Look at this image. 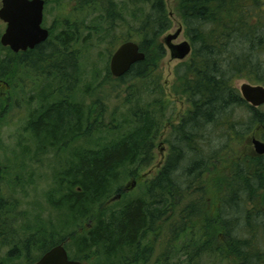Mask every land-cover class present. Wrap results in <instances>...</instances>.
Returning a JSON list of instances; mask_svg holds the SVG:
<instances>
[{
	"label": "trees",
	"instance_id": "obj_1",
	"mask_svg": "<svg viewBox=\"0 0 264 264\" xmlns=\"http://www.w3.org/2000/svg\"><path fill=\"white\" fill-rule=\"evenodd\" d=\"M78 1L79 11L88 7L83 15L97 11L99 21L122 18L114 0ZM122 5L135 13L146 8L139 13L140 41L132 40L144 60L119 78L106 70L111 82L126 85L124 113L107 112L100 97L88 103L77 97V78L70 79L79 69L81 29L68 19L64 33L53 35L57 44L50 34L24 52L0 46V85L20 89L19 67L27 72L26 84H39L25 126L37 154L63 155L46 197L61 219L57 227L39 231L42 253L63 242L75 246L76 253H67L80 261L264 264V155L251 154L246 143L253 133L264 140V111L249 105L234 85L245 78L264 86V0H174L192 50L173 88L188 108L162 126L170 129L169 153L145 181L139 171L153 164L167 107L162 97L145 103L141 96L162 95L155 72L165 56L159 36L170 19L164 0ZM10 91L0 93L1 110ZM127 174L144 182L140 194L123 197L119 182ZM112 192L121 194L118 203L108 199Z\"/></svg>",
	"mask_w": 264,
	"mask_h": 264
},
{
	"label": "rangeland",
	"instance_id": "obj_2",
	"mask_svg": "<svg viewBox=\"0 0 264 264\" xmlns=\"http://www.w3.org/2000/svg\"><path fill=\"white\" fill-rule=\"evenodd\" d=\"M164 1L166 2L170 26L159 36L165 50V56L158 62L155 72L157 77L159 76L158 82L162 89V95L145 93L141 97L145 103L154 98L162 97L167 108L161 118V129L154 149L153 164L139 171V175L145 177L143 181L151 179L156 174L157 169L169 153V144L166 138L169 137L170 129L168 127L163 129L162 126L169 121L175 122L188 108L185 98L177 94L173 87L177 82V73L181 64L186 62L189 56L183 60L172 59L163 38L169 33H174L181 26L182 32L175 42L179 43L186 40L190 43V40L185 34V25L175 12L174 0ZM114 2H116L117 9L121 14V20L99 21L100 12L96 11L88 15L81 13L82 21L75 19L72 22V24L79 26L81 31L78 33L76 47L77 53H79L76 65L79 63V69L76 66L75 75L70 71L74 75L70 81L73 80L74 82L75 77L77 78L74 91L77 90V97L82 96L84 102H90V97L97 99L100 97L107 112L117 110L118 113H124L126 105H124L123 98L126 85L120 86L118 82H111L109 78H106V70L107 68L109 70L112 50L121 42L125 40L140 41L141 35H139L138 28L142 15L139 13H145L146 8L144 12H139L137 9L135 13L129 8L123 7L122 2L124 0H114ZM66 5L70 7L73 4L70 0H48L44 25L48 27L54 23L53 26L58 28L59 26L56 24L62 23L60 18L63 16L57 8L63 9L62 7ZM139 7L144 8L145 6ZM3 30L4 25L0 21V36ZM53 35H56L55 31L51 33L50 39L57 44L56 36ZM0 46L3 47L1 44ZM3 56L4 52L0 51V58ZM18 71L20 89L11 92L10 89H13L14 85L8 86L5 83L0 85V93H5L4 88L11 92V100H7L3 110L0 109V192L2 201L5 203V208L1 210L2 213L0 211V264H34L43 254L41 251L42 238L39 231H46L50 224L57 227L61 219H57L58 213L51 207L46 197L53 189L54 173L60 160L63 159V155L61 153L55 154L52 151L44 154L38 152L37 154V147L31 141L30 133L27 132L25 126L28 112L33 108L35 109L36 100L34 97L38 96L39 84L33 85L32 82L26 84L25 81L29 80L26 70L19 67ZM43 76L47 75H40V78H45ZM134 81L139 82L140 79ZM36 82L39 80L37 79ZM244 82L250 83L245 78H238L234 85L239 90L240 85ZM36 86L35 93H31ZM260 110L264 111V106H261ZM105 122L108 123L107 119ZM133 178L127 174L120 180V187L124 188L130 184ZM138 180L139 178L135 180L133 187L128 186L129 188L125 190L123 197L140 194L141 185L144 182L141 179V181ZM115 193H110L108 197L113 204L118 203V201L112 200ZM65 246L67 251L69 248L73 253H76L75 246L69 243ZM154 248V254H157L161 248L160 242L156 243ZM73 256L72 254L69 255L70 258H75ZM82 262L83 264H112L113 261L99 257L90 261L82 260Z\"/></svg>",
	"mask_w": 264,
	"mask_h": 264
},
{
	"label": "water",
	"instance_id": "obj_3",
	"mask_svg": "<svg viewBox=\"0 0 264 264\" xmlns=\"http://www.w3.org/2000/svg\"><path fill=\"white\" fill-rule=\"evenodd\" d=\"M44 0H1L0 20L5 28L0 36V44L8 47L12 52L33 49L44 42L48 30L42 27ZM182 32L181 26L174 33H169L163 42L169 50L170 57L183 60L191 53V44L183 40L175 42ZM145 54L140 50L137 42L127 40L116 47L109 59V72L112 77L119 78L127 73L131 66L143 61ZM241 97L251 106L259 107L264 104V86L244 82L239 87ZM252 143L257 154H264V142L253 139ZM135 180L126 185L123 190L134 186ZM118 193L112 197L117 200ZM35 264H83L80 260L70 259L64 243H59L45 251Z\"/></svg>",
	"mask_w": 264,
	"mask_h": 264
},
{
	"label": "flooded vegetation",
	"instance_id": "obj_4",
	"mask_svg": "<svg viewBox=\"0 0 264 264\" xmlns=\"http://www.w3.org/2000/svg\"><path fill=\"white\" fill-rule=\"evenodd\" d=\"M71 3L73 4L72 6L68 7L67 5L65 7H62L63 9H60V8H57L58 12L60 14H62V18H60V20L62 21V23H59V24H56L58 25L59 27L58 28H55L53 25H55L53 23V25H50V26H45L44 25V20H45V9L48 5V0H44V7H43V20H42V27L46 28L48 30V33L49 35L55 31L56 34H60V33H64V29L62 28L66 22H64V20H69V22H67L68 25H72V22L75 20V19H79V14L81 13H85L86 10H87V6H84L83 9L81 8V11H79L80 9L77 8V4H78V0H70ZM0 7H1V1H0ZM64 10V11H62ZM1 21V20H0ZM1 23L4 25V28H5V23L1 21ZM4 31V30H3ZM3 33V32H2ZM19 52H24V51H19ZM264 106V104L262 105ZM253 139H257V140H260V141H263L260 136L258 134H252L249 139L246 141L247 143V149H248V152H250L251 154L255 155V156H263L264 154L262 155H259L256 153L255 151V148H254V144L252 143ZM38 260V259H37ZM35 264V263H34Z\"/></svg>",
	"mask_w": 264,
	"mask_h": 264
},
{
	"label": "bare ground",
	"instance_id": "obj_5",
	"mask_svg": "<svg viewBox=\"0 0 264 264\" xmlns=\"http://www.w3.org/2000/svg\"><path fill=\"white\" fill-rule=\"evenodd\" d=\"M197 45V44H196ZM217 56V55H216ZM200 94V93H199ZM250 112V111H249ZM254 113V112H253ZM78 115V114H77ZM184 140V139H183ZM119 162V161H118ZM181 162V161H180ZM178 171V170H177Z\"/></svg>",
	"mask_w": 264,
	"mask_h": 264
}]
</instances>
